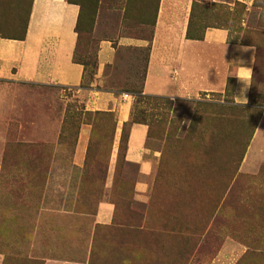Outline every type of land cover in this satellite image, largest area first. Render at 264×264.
<instances>
[{
	"label": "rangeland",
	"instance_id": "rangeland-1",
	"mask_svg": "<svg viewBox=\"0 0 264 264\" xmlns=\"http://www.w3.org/2000/svg\"><path fill=\"white\" fill-rule=\"evenodd\" d=\"M67 1L81 10L74 59L90 62L81 89L95 77L99 42H112L101 89L132 98L129 121L148 128L153 170L144 177L123 162L119 141L109 172L113 122L91 130L100 111L81 91L0 78V264H264V0L247 20L240 2L191 1L187 37L219 26L231 43L256 47L247 103L224 92L138 105L131 93L149 49L116 44L150 43L163 0ZM30 8L0 0V39L22 37ZM101 203L112 206L108 224L96 220Z\"/></svg>",
	"mask_w": 264,
	"mask_h": 264
},
{
	"label": "crops",
	"instance_id": "crops-1",
	"mask_svg": "<svg viewBox=\"0 0 264 264\" xmlns=\"http://www.w3.org/2000/svg\"><path fill=\"white\" fill-rule=\"evenodd\" d=\"M191 1L194 0L162 1L150 43L124 38L118 40H121L116 44L119 46L149 49L141 93L151 97L192 99L203 93H224L228 82L232 81L233 99L239 104L247 103L256 47L230 43L229 31L224 27H207L201 39H188ZM253 1L213 0L226 6L240 2L245 6V20L253 10ZM79 14L80 7L67 0H31L23 38L0 39V78L79 90L88 110L115 113L116 129L109 160V172H113L122 127L129 121L132 98L101 89L105 69L114 63L116 56L113 43L108 40L99 42L95 77L87 88L81 89L84 69L73 60L78 41L76 24ZM247 69H251L250 75ZM89 134V126L80 131L76 149L78 162L85 153ZM147 134L146 125L132 124L125 153V161L136 165L144 177L153 170L145 148ZM144 187L142 183L137 184L138 190ZM111 215L112 206L109 203L99 204L97 222L108 224Z\"/></svg>",
	"mask_w": 264,
	"mask_h": 264
},
{
	"label": "trees",
	"instance_id": "trees-1",
	"mask_svg": "<svg viewBox=\"0 0 264 264\" xmlns=\"http://www.w3.org/2000/svg\"><path fill=\"white\" fill-rule=\"evenodd\" d=\"M29 16V15H28ZM81 10H80V14H79V17H78V20H77V24H76V33H77V36L79 38V35H80V29H79V23H80V20H81ZM26 27V26H25ZM215 27H219V26H215ZM189 29V28H188ZM226 29V28H225ZM228 30V29H227ZM24 31H25V28H24ZM24 31H23V35H24ZM229 31V30H228ZM188 32V30H187ZM23 35L21 38H2V39H9V40H19V39H22L23 38ZM187 36V35H186ZM188 39H193V40H199V39H194V38H189L187 37ZM201 39V38H200ZM228 41H229V37H228ZM230 42V41H229ZM231 43V42H230ZM77 44H78V41H77ZM97 54V53H96ZM74 56H75V53H74ZM74 56H73V60L75 63L77 64H80L83 66V69H84V75H83V80L85 78V75H86V71H87V68L90 66V62L88 61H85L84 59H74ZM96 62V61H95ZM97 63V62H96ZM96 63H93V66L92 68H94L96 70V67H97V64ZM95 75V74H94ZM84 82V81H83ZM84 84V83H83ZM84 87V85H82ZM225 92L227 93H232V89H225ZM131 95H133V97L135 98V104L138 105L139 103H141L144 99H148V98H152V99H156V100H161L163 102L165 101H168V98H165V97H150V96H146V95H143L141 93V91H138V92H132ZM238 108H244V107H238ZM135 115V114H133ZM132 115V116H133ZM94 118H97L99 121H97V126L96 125H90L91 127V130H96L98 129V126H100V128H103V127H107L108 124H105L107 121L110 123V122H113V131H112V139L114 137V133H115V129H116V121L114 120V115L112 112H96L94 113ZM135 123H140V124H144L140 121H137V120H131L125 124H123V126H125V129L124 131L121 132V137H120V143L122 144L123 146V150H122V161L125 162V153H126V147H127V140H128V133H129V128L132 124H135ZM145 125V124H144ZM104 130V128L102 129ZM119 149V148H118ZM120 151V150H118ZM118 156V154H117Z\"/></svg>",
	"mask_w": 264,
	"mask_h": 264
},
{
	"label": "clouds",
	"instance_id": "clouds-1",
	"mask_svg": "<svg viewBox=\"0 0 264 264\" xmlns=\"http://www.w3.org/2000/svg\"><path fill=\"white\" fill-rule=\"evenodd\" d=\"M243 51H247V49H244ZM243 67V66H242ZM247 73L250 75L251 69H247Z\"/></svg>",
	"mask_w": 264,
	"mask_h": 264
}]
</instances>
